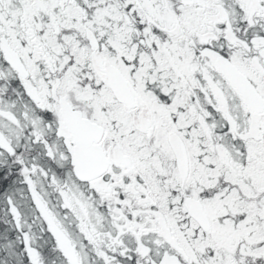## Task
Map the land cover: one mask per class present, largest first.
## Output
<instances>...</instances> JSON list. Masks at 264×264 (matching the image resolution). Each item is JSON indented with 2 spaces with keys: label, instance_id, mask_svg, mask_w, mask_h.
I'll return each instance as SVG.
<instances>
[{
  "label": "snow or ice",
  "instance_id": "1",
  "mask_svg": "<svg viewBox=\"0 0 264 264\" xmlns=\"http://www.w3.org/2000/svg\"><path fill=\"white\" fill-rule=\"evenodd\" d=\"M0 264H264V0H0Z\"/></svg>",
  "mask_w": 264,
  "mask_h": 264
}]
</instances>
